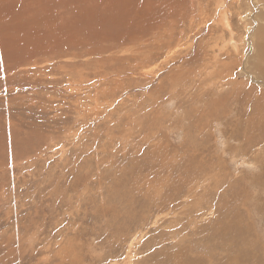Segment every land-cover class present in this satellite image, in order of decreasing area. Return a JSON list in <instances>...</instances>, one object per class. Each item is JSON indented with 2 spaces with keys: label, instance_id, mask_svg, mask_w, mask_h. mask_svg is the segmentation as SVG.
Wrapping results in <instances>:
<instances>
[{
  "label": "rangeland",
  "instance_id": "rangeland-1",
  "mask_svg": "<svg viewBox=\"0 0 264 264\" xmlns=\"http://www.w3.org/2000/svg\"><path fill=\"white\" fill-rule=\"evenodd\" d=\"M261 29L264 0H0V264H264Z\"/></svg>",
  "mask_w": 264,
  "mask_h": 264
},
{
  "label": "bare ground",
  "instance_id": "bare-ground-1",
  "mask_svg": "<svg viewBox=\"0 0 264 264\" xmlns=\"http://www.w3.org/2000/svg\"><path fill=\"white\" fill-rule=\"evenodd\" d=\"M117 8H118V7H117ZM118 9H119V8H118ZM113 15H115V14H113ZM126 26H127V25H126ZM254 34H255V33H254ZM257 35H260V36L263 35V36H264V30L261 29ZM260 36H259V37H260ZM252 37H254L253 33H252ZM257 38H258V37H257ZM258 39H259V38H258ZM256 40H257V39H256ZM260 41H261V40H260ZM260 41H259V42L256 41V45L259 43V44L257 45V46H259V47H258V52H257V57H259V56H258V55H259V54H258L259 52H262V53L260 54L261 57H259V58H257V59L255 58V59L253 60V62H252V65H253V67H255V68H259V67L261 66V64H263L262 62H259L260 59H261V60H262V59L264 60V57H263V56H264V38L262 39L261 42H260ZM252 44H253V43H252ZM259 48H260V49H259ZM256 50H257V48H256ZM221 216H222V215H221ZM222 222H223V221H222ZM206 223H207V222H206ZM219 224H220V223H219ZM219 224H216V225L213 224V225H214V226H217V225H219ZM220 226H221V224H220ZM217 227H218V226H217ZM217 227H215V228H217ZM231 227H232V226H231ZM231 227H230V228H231ZM211 228H213V227L211 226ZM215 228H214V229H215ZM230 228H228L229 231H230ZM232 228L235 229L234 227H232ZM208 229H209V228H208ZM214 229H213V232H214ZM205 230H206V229H205ZM200 231L202 232V230H200ZM204 232H208V231H204ZM204 232H203V233H204ZM210 232H212V231H210ZM226 232H227V230H226ZM226 232L224 231V234H225ZM228 233H230V232H228ZM231 233H238V232H235V231H234V232H231ZM208 234L210 235V233H207V236H208ZM213 234H214V233H211V235H213ZM215 234H216V233H215ZM217 235H218V234H217ZM226 235H227V234H226ZM233 235H234V234H233ZM238 235H239V234H237L236 237H238ZM213 236H214V235H213ZM219 236H220V234H219ZM219 236H218V237H219ZM224 236H225V235H224ZM227 236H229V234H228ZM234 236H235V235H234ZM200 237H201V239H202V236H200ZM205 237H206V236H205ZM215 237H216V235H215ZM225 237H226V236H225ZM225 237H224V238H225ZM232 237H233V236H232ZM206 238H207V237H206ZM206 238H205V239H206ZM224 238H223V241H224ZM227 238H229V237H227ZM227 238L225 239V241L227 240ZM215 239H216V238H215ZM221 239H222V238H221ZM198 240H199V242H201V240H200L199 238H198ZM217 240H220V239H217ZM228 240H229V239H228ZM211 241H214V240H211ZM227 242H228V241H227ZM217 243H218V241H217ZM200 244H201V243H200ZM213 244H214V243H213ZM220 244H221V243H220ZM212 246H214V245H212ZM212 250H213V249H212ZM210 252H211V251H210ZM210 252H209V253H210ZM209 253H208V254H209ZM239 255H240V254H239ZM243 256H244V255H243ZM242 258H244V257H242ZM198 259H200V258H198ZM195 261H196V260H195ZM199 262H200V261H198V263H199ZM196 263H197V262H196ZM199 264H202V263H199ZM207 264H209V263H207Z\"/></svg>",
  "mask_w": 264,
  "mask_h": 264
}]
</instances>
